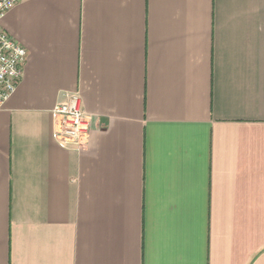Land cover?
Listing matches in <instances>:
<instances>
[{
    "label": "crops",
    "instance_id": "0c3cea01",
    "mask_svg": "<svg viewBox=\"0 0 264 264\" xmlns=\"http://www.w3.org/2000/svg\"><path fill=\"white\" fill-rule=\"evenodd\" d=\"M0 110V264H264V0H19ZM78 93L91 131L61 147Z\"/></svg>",
    "mask_w": 264,
    "mask_h": 264
},
{
    "label": "built area",
    "instance_id": "2783aa9c",
    "mask_svg": "<svg viewBox=\"0 0 264 264\" xmlns=\"http://www.w3.org/2000/svg\"><path fill=\"white\" fill-rule=\"evenodd\" d=\"M19 0H0V21ZM27 51L0 26V110L19 84ZM64 103L52 110L56 120L55 139L63 148L84 149L90 137L91 123L82 108L78 93L65 94Z\"/></svg>",
    "mask_w": 264,
    "mask_h": 264
}]
</instances>
